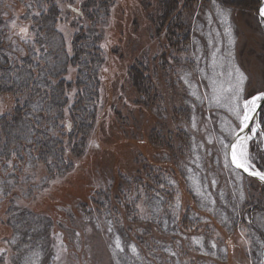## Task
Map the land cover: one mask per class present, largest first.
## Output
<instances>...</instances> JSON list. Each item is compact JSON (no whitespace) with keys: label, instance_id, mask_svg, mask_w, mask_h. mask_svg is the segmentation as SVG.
Here are the masks:
<instances>
[{"label":"trees","instance_id":"obj_1","mask_svg":"<svg viewBox=\"0 0 264 264\" xmlns=\"http://www.w3.org/2000/svg\"><path fill=\"white\" fill-rule=\"evenodd\" d=\"M119 1L0 0V101L3 106L0 109V175L27 177L37 168L48 179L72 173L74 179L64 181L70 193L72 186L78 187L75 182L82 183L77 176L81 169L78 164L91 148H97V144L91 145V140L99 128L109 136L108 140H101L104 147L99 155L100 163L108 156L123 155L126 147L134 157L127 164L130 169L123 167L122 174L118 171L121 165L112 164L116 182L101 180L102 184L99 180L102 185L93 192L88 187V199L78 202V207L72 210L78 221L88 220L105 231L115 264H245V261L262 264L261 192L257 190L253 208L243 203L245 197L240 195L232 210L237 213L243 209L242 214H249V220H244L248 248L234 244L240 236L235 233V227L241 225L236 213L231 212L227 220L232 226L227 232L234 236L223 235L225 240L216 242L202 221L209 213L198 208L194 194L189 191L190 197L182 195L179 204L177 201L176 185L183 184L184 166L189 164L192 169L202 152L191 129L205 111L206 102L196 87L194 93L188 91L189 97L182 104L175 105L171 101L175 81L168 78L170 70L165 66L171 60L173 66H180L177 55L182 44L191 40L187 26L181 27L183 16L180 15L185 4L190 7L196 1L159 0L152 8L158 15L153 13V18L143 26L138 24L142 21L139 10L143 0H136L137 6L132 7L131 15L138 18V23L131 21V36L142 49L143 40L139 38L144 30L146 34L149 32L147 51L127 60L122 70L124 76L118 73L119 79H124L106 94L104 67L109 54L115 55L107 47V32L114 27L119 35V26L127 22L128 10H121ZM239 1L223 0L219 6L226 11L255 7L256 12L258 0ZM149 5L152 7L153 3ZM72 7L80 14L73 13ZM13 20L16 27H12ZM64 23L70 32L68 35L61 29ZM22 27L28 28L27 42L19 34ZM123 31L124 35L128 34ZM177 34L182 37L175 38ZM223 35L212 42L213 48L203 68L209 77V95L229 84L232 93L226 95L238 90L243 92V81L237 79L238 64H229L234 55L230 52L232 45L223 48L220 43ZM198 70L202 73V69ZM251 92L241 97L248 98ZM212 98L206 99L207 105L217 109ZM223 111L230 113L226 107ZM260 116L263 120V113ZM231 129L222 131L227 141L232 136ZM111 140L116 143L110 144ZM144 144L147 145L143 148ZM250 149L258 150L254 143ZM162 156L166 162H162ZM99 169L102 170L100 166ZM141 199L150 218L147 222L138 218L136 205ZM47 200L52 198L49 196ZM47 221L54 225L51 216L31 211L23 212L20 219L12 221L10 234L14 243L11 245L17 247L14 256L18 264L42 263L47 252L40 244V229ZM24 233L30 240L28 243L22 239ZM117 238L123 251L116 247ZM19 240L24 242L17 244Z\"/></svg>","mask_w":264,"mask_h":264},{"label":"rangeland","instance_id":"obj_2","mask_svg":"<svg viewBox=\"0 0 264 264\" xmlns=\"http://www.w3.org/2000/svg\"><path fill=\"white\" fill-rule=\"evenodd\" d=\"M195 1L196 3L191 4L190 7V4L187 6L185 4V10L180 15L183 16L180 22L182 24H180L181 27L183 25L187 26L191 34V40L186 45L182 44L181 51L177 55V64L180 66H173L172 60L165 66L167 71L170 70L168 78H172L175 81L171 92V101L175 105L182 104L184 99L189 97L188 91L192 94L196 87L199 88L201 99L203 98L206 102L205 111L201 112L202 115L196 118L194 122L195 127L193 126V129H191L195 141L200 143L202 152L200 157L197 158L196 162L198 164L194 163L192 169L189 164L184 166L181 173L185 188L182 182L181 186L176 185L178 190V192L176 191V195L177 197L179 196L177 200L179 204L182 195H188L189 191L194 194L198 208L200 210L205 209L209 213V217L202 218V221L208 226V233H212L215 237L214 241L219 242V239L225 240L223 235L234 236L227 232L232 227L227 223V220L231 212L233 214L236 213L232 210L237 206L235 202L239 200V196H244L245 200L243 203L246 202L253 208V200H257V190L259 191L260 188L256 181L245 179L243 175L235 171L228 160L226 166L225 150L222 147L221 141L227 143L231 140V137L227 141L224 135H222V131L228 132L229 128L237 129L239 127V120L231 112L227 115L223 111L225 108L223 106L216 105L217 109L209 108L206 99L208 100V98L219 94V90L209 95V77L206 76L203 68L204 64L207 63L209 50L213 48L212 42L224 34L220 43L223 44V48L226 45H232L233 50L231 49L230 52L234 53L229 59L230 66L232 63L238 64L239 72L243 73L244 77H246L242 84L243 92L242 90H238L240 98L237 100V104L242 112L244 101L254 97L248 95V98H242V94L251 91V94L256 91L259 93L264 88V25L261 20L256 18L255 7L245 10L237 8V10L234 9L230 12L219 6V4L223 5V0ZM158 2L159 0H143L141 2L139 15L142 21L138 23V18L131 15L132 7L137 6L136 0L119 1V8L121 10L122 8L126 9V11L128 10L127 22L121 26L118 25L119 30H121L119 35L114 27H111L107 32L109 40L107 47L115 55L109 54L108 62L104 67L103 89L106 91V94L109 89L119 83V80L124 79L122 77L119 79L118 73L121 72L122 74L127 60L132 55L140 57L147 51L146 45L151 38L150 33L148 32L147 35V31L144 30L142 37L139 38L140 41L143 40V47L139 49L133 41L135 39H132L131 34L133 30H131L130 23L132 20L137 21L138 24L143 26L147 21L149 23L154 13L152 8H155ZM236 2L238 3V0ZM152 3L153 6L149 7V4ZM218 9L225 15L218 14ZM155 14L156 16L158 15L156 11L154 16ZM224 20L228 21V24ZM61 29L67 35L70 33L65 23L63 26L61 25ZM220 29H223L221 34L218 33ZM123 30L128 32V34L124 35ZM179 37L181 38L182 36L177 34L175 38ZM230 40L232 43H230ZM173 55L172 53L169 56L173 57ZM132 62L130 63L132 64ZM183 66L184 68H182ZM198 69H202V73ZM231 69H234V67ZM122 76L124 75L122 74ZM2 107L0 101V109ZM94 134V140H91V145L95 146L97 144V148H91L86 154L87 157L84 156L85 158L78 164V167L81 169L77 176L82 183L78 185L75 182L78 187L73 188L72 186L70 193L69 189H67L68 184L65 185L64 181L73 180L72 173L70 175L65 174L64 177L59 176V178L51 177L48 179L44 175L43 170L37 168L35 171L32 170L33 172L27 177H24L23 174L16 177L6 175L5 178L0 175V264H18L14 256L17 254V247L16 245H11L14 243L13 241L11 242L12 234H10L11 226L13 225L12 221L20 219L23 216V212L25 214L29 211L36 212L37 214L40 212L45 213L54 220V225L52 222L47 221L44 224L45 226L43 225L40 229L42 235L40 244L47 252L42 257L41 264H115L110 255L109 241L105 235V231L88 220L83 223L82 221H78L72 207L76 208L79 205L78 202L87 200L90 194L89 188L93 192L98 186L103 184L101 180L108 183L116 182L117 176L111 172L113 168L112 164L121 165L118 167V171L122 174L123 167H126L128 170L130 169V165L128 167L127 164L132 161L134 154L128 152L129 148L126 147L123 155L118 153L112 155V157L108 156L109 158L104 161L101 160L100 163L99 155L102 152L101 148L104 147L101 140H108L109 138L107 137L109 136L105 131L99 130V128ZM210 140L211 143L209 142ZM256 141L261 144L262 138L257 137ZM112 143L116 142L111 140L110 144ZM146 145H142L143 148ZM120 150L122 151V148ZM251 151L249 148L248 153H251ZM124 160L129 161L124 163ZM161 160L162 162H166L164 156L161 157ZM252 164L254 165L253 168H258V166H255L257 164L254 162ZM99 166L102 170L99 169ZM260 169L264 171V164H262ZM151 174H148V177H151ZM108 179H111L113 182ZM99 180L102 182L101 185L98 183ZM77 182L79 183V181ZM140 187L139 192L141 191ZM136 193L138 192L136 191ZM49 196L52 198L50 201L47 200ZM188 197H190V194ZM47 201L49 204H46ZM141 201L136 205L139 210L138 213L150 220L147 212L144 211L143 201ZM261 202L260 209L264 210V198H262ZM9 206L14 209L9 210ZM242 210L239 209V212L236 213L238 219L241 220V225L235 227V233H238L237 235L240 236L238 242L234 244H240L243 248H248L249 240L246 237V224H244V220H249L250 217L247 212L242 214ZM125 212H127L126 209ZM260 216H257V219ZM26 236L27 234L24 233L22 239L25 242L30 241ZM229 237H226V239H229ZM38 238L40 240V237ZM23 240L17 241V244L24 242ZM248 254L249 252H247ZM48 255L49 257L47 258ZM49 258L51 260L48 263ZM245 264L249 263L245 261Z\"/></svg>","mask_w":264,"mask_h":264},{"label":"snow or ice","instance_id":"obj_3","mask_svg":"<svg viewBox=\"0 0 264 264\" xmlns=\"http://www.w3.org/2000/svg\"><path fill=\"white\" fill-rule=\"evenodd\" d=\"M218 14L225 15L223 12H221L218 9ZM260 14L262 17H264V8L260 10ZM12 27H16L15 21H12ZM227 31V29H226ZM19 34H21V39H25V37L28 35V28L22 27L19 30ZM230 43L232 41L230 40ZM213 58L215 60V54H213ZM231 75V74H230ZM238 78L243 81L246 79L244 77L243 73H240L239 70H237ZM213 91L216 92L217 89L214 87ZM228 93H232V86L229 84L228 87H223L219 89V94L213 96V101L220 106L226 107L229 112L233 113L236 118L239 120V127L238 130L233 128L232 134L234 136V142H227L221 141L222 147L225 150V162L227 166V160L230 156L231 164L236 169H242L244 172H247L249 175H253L258 177L261 181H264V172L259 170H252L253 164L250 160L249 153H248V141L252 140L253 137L257 134V128L259 125L251 127L250 134L248 135H240V133H243L245 129H248L250 127V121L254 119V113L257 107L256 102L262 98H264V93L259 94L257 96L252 97L250 100H245L243 104V111L241 112L239 105L237 104V100L239 99V94L234 93L229 95H226ZM227 100L228 103H223V101ZM195 127V125H193ZM211 143V140L209 141ZM230 150V151H229ZM109 231H111V228H109ZM116 247L119 248L121 251H123V248L121 247V244L119 242V238H117L116 241ZM213 247L215 245L213 244ZM132 251L135 252V247H132Z\"/></svg>","mask_w":264,"mask_h":264},{"label":"bare ground","instance_id":"obj_4","mask_svg":"<svg viewBox=\"0 0 264 264\" xmlns=\"http://www.w3.org/2000/svg\"><path fill=\"white\" fill-rule=\"evenodd\" d=\"M224 22H227L228 23V21H226V20H224ZM261 90H264V88L263 89H261ZM250 96H256V92H254V93H252ZM258 102V101H257ZM257 102H256V104H257ZM264 105H263V108L261 109V113H263V116H264ZM262 121H261V118H259V123H258V125H260V123H261ZM251 126V125H250ZM252 127V126H251ZM251 127H249L248 129H245V131L243 132V133H240L241 135H248V134H250V129H251ZM237 130H238V128H237ZM249 131V132H248ZM261 132H262V130L261 129H257V134H256V136L255 137H253V139L252 140H250V141H248V150H249V148H250V146H251V144L252 143H254V144H256V146H257V149L258 150H253V151H251V153H249V157H250V160H251V162L253 163H255V164H257V165H255V166H258V168H254V170H259V171H262L261 169H259L261 166H262V164H264V147H262L261 148V146H260V144L259 143H257V137L259 138L260 137V135H261ZM233 137V134H232V136H231V138ZM261 138V137H260ZM232 140V139H231ZM230 140V141H231ZM229 141V142H230ZM262 143H263V139H262ZM260 148V149H259ZM254 153V154H253ZM259 164H261V165H259ZM254 166V165H253ZM238 172V171H237ZM264 172V171H263ZM239 173V172H238ZM240 174V173H239ZM258 178V177H257ZM258 181H260V183H261V186H258L259 188H260V190L259 191H261L262 192V196L264 197V181H261L259 178H258ZM259 183V182H258ZM259 183V184H260ZM258 189V188H257ZM144 207V211L145 212H147V207H145V206H143ZM148 213V212H147ZM138 218H140V220H141V222H147V221H149L147 218H145L144 216H141V214L140 213H138ZM191 229V228H190ZM107 237H108V235L107 234H105ZM108 240H109V237H108Z\"/></svg>","mask_w":264,"mask_h":264},{"label":"water","instance_id":"obj_5","mask_svg":"<svg viewBox=\"0 0 264 264\" xmlns=\"http://www.w3.org/2000/svg\"><path fill=\"white\" fill-rule=\"evenodd\" d=\"M260 6L259 7H263L264 6V0H260V4H259ZM260 10L261 9H259L258 10V18L260 19V20H262L263 22H264V17H262L261 16V14H260ZM72 11H74V12H76V13H79L76 9H72ZM262 93H264V91H262V92H260L259 94H262ZM259 94H257V95H259ZM256 95V96H257ZM263 105H264V98H262V99H260V100H258V102H257V107H256V110H255V113L253 114L254 115V119L252 120V121H250V125H252V124H254L255 126L259 123V118H260V116H259V114H260V111H261V109L263 108ZM251 127V126H250ZM259 128V127H258ZM249 132V131H248ZM241 135V134H240ZM232 140L230 141V142H234V136L231 138ZM230 151V150H229ZM228 161L230 162V164H231V159H230V156H229V158H228ZM231 167L235 170V171H238L240 174H242L243 176H245L246 178H249V179H253V180H255V181H257V182H259L260 183V181H258V178L256 177V176H253V175H249L247 172H244L242 169H236L232 164H231ZM261 184V183H260ZM262 256H263V263H264V251H263V254H262Z\"/></svg>","mask_w":264,"mask_h":264}]
</instances>
